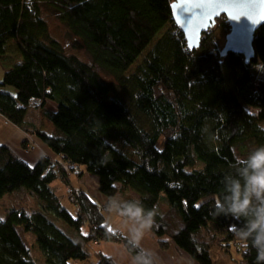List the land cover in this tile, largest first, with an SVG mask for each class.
Masks as SVG:
<instances>
[{"label":"trees","instance_id":"16d2710c","mask_svg":"<svg viewBox=\"0 0 264 264\" xmlns=\"http://www.w3.org/2000/svg\"><path fill=\"white\" fill-rule=\"evenodd\" d=\"M173 1L0 0V60L11 41L18 50L0 81V114L60 155L30 165L0 145V204L23 191L40 204L0 220V264H117L91 251L102 242L123 243L132 255L97 197L66 182L75 191L66 194L71 211L52 188L84 173L98 177L106 199L121 193L155 206L150 231L162 248L172 241L199 264H214L217 252L257 264L255 250L241 248L229 230L236 221L212 209L223 175H235V158L264 145V25L249 64L239 54L221 56L217 30L230 32L225 17L190 51L173 22ZM43 6L82 40L91 62L52 36ZM36 104L54 134L26 121ZM21 231L35 236L41 263Z\"/></svg>","mask_w":264,"mask_h":264},{"label":"clouds","instance_id":"9594fccd","mask_svg":"<svg viewBox=\"0 0 264 264\" xmlns=\"http://www.w3.org/2000/svg\"><path fill=\"white\" fill-rule=\"evenodd\" d=\"M264 70V65H258ZM221 179L222 194L215 199L212 214L236 221L229 226L239 246L254 249L257 264H264V145L238 156ZM101 215L113 224L131 251L130 264H156L155 253L142 240L154 225L155 206L146 208L140 199L118 195L101 205Z\"/></svg>","mask_w":264,"mask_h":264},{"label":"crops","instance_id":"0c3cea01","mask_svg":"<svg viewBox=\"0 0 264 264\" xmlns=\"http://www.w3.org/2000/svg\"><path fill=\"white\" fill-rule=\"evenodd\" d=\"M6 55L7 58L0 60V81L3 78L7 67L12 66V60L18 55L15 41H11L8 44ZM4 91L7 92L6 89H4ZM46 108L53 111L55 105L53 103H48ZM26 121L48 135L54 134L52 123L40 112L39 109H29L26 114ZM24 144H26V146H24ZM0 145L8 147L18 157L30 165H36L42 157H49L54 161L60 160V155L55 153L37 134H29L25 132L22 128L14 125L1 114ZM59 181L60 180H58V182ZM97 199L101 203L106 200V198L101 195L97 197ZM111 226L114 230H117L113 224ZM142 244L154 251L156 264H199L188 254L179 250L172 241H170L166 249L162 248L151 231L146 234L145 238L142 240ZM90 248L94 254L109 256L113 258L117 264H130L131 254L122 243L102 242L99 244H91ZM93 260L96 261L95 256ZM214 264L236 263L233 261L232 256L217 252L216 257L214 258Z\"/></svg>","mask_w":264,"mask_h":264},{"label":"water","instance_id":"95a60500","mask_svg":"<svg viewBox=\"0 0 264 264\" xmlns=\"http://www.w3.org/2000/svg\"><path fill=\"white\" fill-rule=\"evenodd\" d=\"M171 9L173 22L190 51L198 49L203 34L225 17L230 32L221 56L239 54L247 64L255 58V39L264 25V0H174Z\"/></svg>","mask_w":264,"mask_h":264},{"label":"rangeland","instance_id":"374dc122","mask_svg":"<svg viewBox=\"0 0 264 264\" xmlns=\"http://www.w3.org/2000/svg\"><path fill=\"white\" fill-rule=\"evenodd\" d=\"M42 15L49 24L52 36L56 38L58 41H60V43L62 44V46L64 47L65 51L68 54L71 55L74 54L79 59L85 62H91L88 53L83 45L82 40L71 34L69 30L63 24L60 23L57 17V13L53 9L43 6ZM220 21L221 20H218V22ZM217 32H218V36L220 37V45L221 47H224L226 42V37L223 36V32L221 31L220 28H218ZM153 45L154 43L147 49L146 52H148ZM142 59L143 57L140 58L139 61L131 68L129 74L135 70V68L142 61ZM6 90L10 91L12 94H15L11 88H6ZM32 108L38 109L37 106ZM78 175L71 174L69 176L70 178L69 180L65 181V179H61L59 182L57 181L52 185V188L56 191L57 195L61 197L63 204L67 206L71 211H74V208L71 207L66 197V194H69L70 192V187L67 186L68 184L66 182L68 183L71 182L72 186L75 189L82 188L88 191L89 194H91L92 196L95 197L100 196V193L98 191V177L88 173H84V175L83 174L79 176ZM65 183L67 185H65ZM71 191H73V193L75 194V191L72 187H71ZM77 194L79 195V193ZM123 195L124 194L121 193L118 194V196L121 197H123ZM130 196L137 197L134 193H130ZM12 209H20V210L22 209L27 212H34L40 209V204L38 203L36 197H34L31 193L27 191L6 195V197L2 199L0 204V220H4L8 212L11 211ZM21 236L26 246L30 249L33 259L41 263L43 260H42L41 252L39 251L35 243V236L31 233L25 234L22 231H21ZM231 252L235 259H240V255L237 253L236 248H232ZM77 264H84V263H77Z\"/></svg>","mask_w":264,"mask_h":264},{"label":"built area","instance_id":"2783aa9c","mask_svg":"<svg viewBox=\"0 0 264 264\" xmlns=\"http://www.w3.org/2000/svg\"><path fill=\"white\" fill-rule=\"evenodd\" d=\"M36 106H38V104H36V105H34V107H36ZM75 172H77V171H75ZM73 191H71V188H70V192H69V196H73Z\"/></svg>","mask_w":264,"mask_h":264}]
</instances>
